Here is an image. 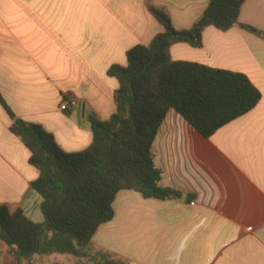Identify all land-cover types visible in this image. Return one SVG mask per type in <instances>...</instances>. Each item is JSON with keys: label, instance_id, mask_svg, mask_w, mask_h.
<instances>
[{"label": "crops", "instance_id": "obj_1", "mask_svg": "<svg viewBox=\"0 0 264 264\" xmlns=\"http://www.w3.org/2000/svg\"><path fill=\"white\" fill-rule=\"evenodd\" d=\"M210 3L0 0V96L17 119L41 126L65 153L86 151L93 144L91 118L107 122L117 110L119 83L109 70L126 67L129 51L166 32L151 8L185 32ZM239 22L264 33V0H246ZM171 58L244 75L261 101L210 138L171 110L153 152L162 187L181 198L121 192L115 218L92 243L129 264H264V40L240 27H208L201 48L176 44ZM73 102L78 106L61 109ZM12 125L0 104V205L21 208L41 224L43 199L31 189L40 172ZM59 259L46 261L64 263ZM0 264H14L1 240Z\"/></svg>", "mask_w": 264, "mask_h": 264}, {"label": "trees", "instance_id": "obj_2", "mask_svg": "<svg viewBox=\"0 0 264 264\" xmlns=\"http://www.w3.org/2000/svg\"><path fill=\"white\" fill-rule=\"evenodd\" d=\"M245 1L211 0L203 17L185 32H177L166 13L151 8L166 32L149 46L129 51L126 67L109 70L108 76L119 83L117 110L107 122L91 118L93 144L86 151L65 153L41 126L17 119L0 96L13 121L11 132L23 140L31 165L40 172L31 189L43 199L45 219L35 223L23 209L0 205V240L14 264H48L46 258L53 255L66 256L67 261L49 264H129L92 241L99 228L115 218L114 203L123 191L144 199L181 198L162 187L163 172L153 152L168 113L177 111L210 138L261 101V93L244 75L171 58L176 44L201 48L208 27L223 32L240 27L264 40L262 31L239 22Z\"/></svg>", "mask_w": 264, "mask_h": 264}, {"label": "built area", "instance_id": "obj_3", "mask_svg": "<svg viewBox=\"0 0 264 264\" xmlns=\"http://www.w3.org/2000/svg\"><path fill=\"white\" fill-rule=\"evenodd\" d=\"M70 106H72V107H76V106H78V103H75V102H73V103H71V104L65 103V104L61 107V109H62L63 111H67V110L69 109Z\"/></svg>", "mask_w": 264, "mask_h": 264}, {"label": "rangeland", "instance_id": "obj_4", "mask_svg": "<svg viewBox=\"0 0 264 264\" xmlns=\"http://www.w3.org/2000/svg\"><path fill=\"white\" fill-rule=\"evenodd\" d=\"M67 257L66 256H60V261L66 262ZM49 261H46V263Z\"/></svg>", "mask_w": 264, "mask_h": 264}, {"label": "water", "instance_id": "obj_5", "mask_svg": "<svg viewBox=\"0 0 264 264\" xmlns=\"http://www.w3.org/2000/svg\"><path fill=\"white\" fill-rule=\"evenodd\" d=\"M81 111L84 112V109H82Z\"/></svg>", "mask_w": 264, "mask_h": 264}]
</instances>
